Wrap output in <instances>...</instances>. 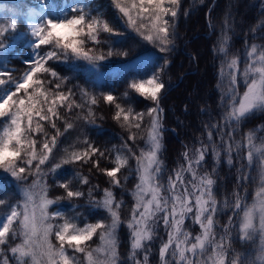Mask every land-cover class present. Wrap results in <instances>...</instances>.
Instances as JSON below:
<instances>
[{
    "label": "snow or ice",
    "instance_id": "6c2138e0",
    "mask_svg": "<svg viewBox=\"0 0 264 264\" xmlns=\"http://www.w3.org/2000/svg\"><path fill=\"white\" fill-rule=\"evenodd\" d=\"M35 3L36 6L30 7L25 14L26 32L17 31L16 19L0 23V170L18 186L33 177L27 187H21L22 199L15 202L0 199V206L7 209L0 220V264H121L117 230L122 224L119 210L123 200L117 201L112 189L123 187L118 173L128 168L132 159L136 164L130 171L135 172L138 182L131 193L135 204L126 222L131 264H150L148 253L158 226L166 233V239L162 237L160 241L159 264H264V138L256 142L257 129L245 135L246 144L233 141L234 133L245 120L264 112V45L250 43L247 39L248 34L252 40L264 39V11L260 13L259 22L250 26L246 34L242 70L241 58L229 50L228 33L232 28L226 16L219 46L212 50L220 57L216 86L220 90V106L224 109L223 124H206L207 142L201 139L199 146L191 149L185 145L181 154L184 163L174 168L165 182L161 158L164 109L160 105L168 90L163 75L172 63L170 56L179 38L175 22L181 11V0H110L124 26L136 33L142 42L164 54L158 58L162 63L157 61L150 74L146 71L142 76H132L122 93L129 105L134 93L150 101L152 106L145 112H135L131 106H122L121 98L111 92L101 93L103 102L114 106L113 119L128 131L127 139L122 138L119 148L114 145L111 150H102L85 136L82 143L86 147L66 146L58 160L54 150L60 137L75 127L67 114L73 109L84 110L83 115L77 113L75 118L95 125L93 106L98 105L99 99L77 85L81 98L78 103L73 88H66L69 78L60 76L50 62L67 64L75 70L79 67L76 62L83 61L96 73L101 62L113 56L127 57L129 51H114L112 38L121 37L124 32L110 19H105L94 2L75 0L64 4L59 11L55 0H35ZM102 34L106 35L102 38ZM18 41H26L29 49L27 58L21 59L18 53L14 57L26 65L20 76H16L15 68L10 66L13 58L10 54L16 52ZM105 44L107 51L103 48ZM150 59L145 58L144 63ZM61 109L65 110L63 114ZM145 116L150 118L147 138L145 147L140 148L137 155L128 141L135 144L137 132L132 129L140 130ZM57 121L64 124L63 131ZM226 127L231 129L227 139ZM49 128L55 131L50 132ZM213 130L219 137L229 167L234 166V151L237 160H246V164L241 163L237 169L240 172L237 189L247 191L243 183L249 180L245 168L257 172L259 183L251 204L237 190L232 193L233 202L225 199L221 205L214 190L216 179L209 172L199 171L204 167L209 150L214 164L221 163V151L214 142ZM139 138L144 139L142 135ZM243 147L247 152L241 157ZM106 151L115 153L114 167L110 169L100 167ZM64 166H70L71 175L57 178ZM77 167H87L89 173L95 171L108 177L110 187L102 190L100 199L94 195L100 191L99 186L91 185L89 176ZM215 171L213 167L212 172ZM49 175L54 179V186L63 189V195L49 197ZM127 179L125 176V181ZM73 181L87 185V195L74 186ZM85 196L89 208L102 209L110 222L103 218L80 222V213L69 216L58 208L50 211L61 200L71 202ZM76 207L72 205L73 212ZM227 208L232 209V215L222 226L218 239L215 218ZM233 217H237L241 240L259 237L254 259L250 258L252 254L229 253L231 228L236 227ZM188 220L198 226V233L188 230ZM97 235L100 244L92 248L89 242ZM141 252L142 259L138 258ZM76 254H81L82 259Z\"/></svg>",
    "mask_w": 264,
    "mask_h": 264
},
{
    "label": "trees",
    "instance_id": "16d2710c",
    "mask_svg": "<svg viewBox=\"0 0 264 264\" xmlns=\"http://www.w3.org/2000/svg\"><path fill=\"white\" fill-rule=\"evenodd\" d=\"M57 4V11L61 7L62 0H55ZM104 14L105 19H110L112 23L118 27L124 35L121 37H113L115 41L113 45L114 51H129V56H113L105 62H101V66L98 72L94 73L90 70L87 64L83 61L76 62L79 67L75 70L63 63H53L56 71L60 76H67L69 78L66 88H73L76 93L75 99L79 103L81 102L79 88L86 89L89 93L95 94L99 103L93 106L95 111V125L85 124L83 120L76 119L77 113L84 114V110L73 109L72 113H68L69 119L74 123L75 127L66 132L60 137L57 149L54 150V155L58 160L63 155V148L66 146H74L76 149H82L86 147L82 143L85 136L93 142L96 146L102 150H111L115 145L119 148L124 139H127L128 131L121 127L114 119V106L103 102L101 93L111 92L120 99L122 106L125 108L131 106L135 112H145L147 108L151 107L150 101L143 100L133 95V102L131 105L122 98V93L126 88V82L131 79L132 76H142L147 71L149 74L151 69L156 68L158 58L164 54L159 53L158 49L152 45L142 42L140 37L136 33L127 29L123 21L118 19L119 13L111 5L110 0H91L89 3H93ZM3 9L0 11V23H7L10 19H16L18 23V32H26V21L24 13L30 7H35V0H0ZM212 3V0H181V11L178 19L176 20V32L178 39L175 41V51L171 53L172 63L169 65L167 72L163 75V79L168 87L166 95L161 100V107L163 112V140H162V152L161 158L164 162L165 171L162 176L166 182L167 176L172 173V170L179 164L184 163L182 153L185 151V145L190 149L199 146V140L206 141V124H223L222 116L224 109L220 106V90L217 88L218 83V69L220 65V57L213 54V47L219 46L221 39V33L225 25L226 16L229 18L228 23L231 25L232 31L228 33L230 36V52L241 58L240 68L244 67L243 59L245 56V39L246 34L249 33V27L256 25L260 19V13L264 11V0H215L210 12L206 15V12ZM207 23L209 25H207ZM103 35L102 34V38ZM247 39L250 43H256L258 45H264V39L252 40L250 34L247 35ZM26 41H18L16 46V52L11 53L13 57L10 59V66L15 68V75L20 76L25 65L21 64L20 59L14 58L18 53L21 59L27 58L26 50L23 45ZM139 42V43H137ZM142 44L143 46H140ZM89 46H91L89 44ZM105 51H107L108 45H103ZM199 48V49H198ZM201 50V53L199 51ZM151 57L148 63H144L145 58ZM162 63V60L158 61ZM125 67H118V65H125ZM158 71V68H157ZM79 86L76 88L75 86ZM240 93L243 92L244 86L241 81L239 85ZM187 109V110H185ZM203 109V111H202ZM64 113V109L60 110ZM102 117V118H101ZM150 118L145 116L141 124V129H132L133 132H137V139L135 144L132 141H128L132 145L133 150L139 154V149L145 147V139L147 138V131ZM61 131H63L64 124L61 121H57ZM264 112L256 113L254 116L245 120L240 127L236 130L233 136L235 143L246 144L244 139L248 132L255 131L257 140L261 139L264 131ZM230 128H225V139H227V132ZM50 132L55 130L50 129ZM214 142L217 144L218 149L221 151V163L214 164L211 150L206 158L204 167L199 169L201 173L209 172L213 178L216 179L217 184L215 186L216 198L222 205L224 200L227 199L229 203L233 202L234 197L232 193L234 191H240L241 195L245 196V200L248 203L253 190L258 181L257 172L253 169L245 168V173L249 176V180L243 183L247 186V191L243 189H237V178L240 172L237 169L241 166V163L246 164V160H237V153L233 152L234 166L229 167L226 164V157L221 147L219 137L215 135ZM144 139H140V136ZM247 148L241 149V157L246 155ZM115 153L109 154L106 151V158L101 159L100 167L110 169L114 167ZM51 163V161L49 162ZM135 160H129V167L124 168L118 173V178L122 181L123 187L113 188L117 201L123 200L119 212L122 224L117 230V238L119 247L117 249L121 264H131L128 260V253L130 251V233L126 227V222L131 217V210L135 204V201L131 193L135 189V185L138 182L134 171L130 169L135 168ZM45 168L48 165L44 166ZM215 167L216 171L212 172V168ZM77 170L84 175L89 176L91 185H98L100 191L94 193L96 199H100L102 190L109 188V180L103 173L93 171L89 173L88 168H79ZM71 175L70 166H64L57 173V178L64 179ZM125 176L128 179L125 181ZM187 178V177H186ZM33 177H28L27 181L18 183L14 181L7 174L2 173L0 170V199H11L12 202L21 199L20 187L28 186ZM47 183L49 185L48 195L50 198L63 195V189L54 186V179L51 175L47 177ZM73 185L80 187L85 191L87 195V185H80L78 181H73ZM72 205H76L75 212H73ZM59 209L66 215H74L80 213L79 221L85 220L89 222H95L100 219H105L110 222L108 214L102 209L91 210L89 208L88 201L85 198L78 200H61L58 205H54L50 211ZM7 209L0 206V218L6 214ZM232 215V209L227 208L217 214L218 224L216 227L217 238L222 234L221 229L224 224L227 223L228 216ZM233 223L236 227L231 228L230 248L229 253L236 254L238 250L235 245L238 241L237 233V217H233ZM186 227L193 234L198 233L199 228L197 225L191 223V220L186 221ZM98 235L89 242L92 248L98 245ZM166 239V233L162 226L157 227V235L151 244V250L148 253L150 264H159V247L161 238ZM10 254V253H9ZM82 259L81 254H76ZM143 252L139 257L142 259Z\"/></svg>",
    "mask_w": 264,
    "mask_h": 264
},
{
    "label": "rangeland",
    "instance_id": "374dc122",
    "mask_svg": "<svg viewBox=\"0 0 264 264\" xmlns=\"http://www.w3.org/2000/svg\"><path fill=\"white\" fill-rule=\"evenodd\" d=\"M91 0H88V2H90ZM73 2H75V0H63L62 1V4L64 5V4H69V3H73ZM62 5V6H63ZM3 9V7H2V4L0 3V11ZM27 11H28V9L25 11V13H24V17H25V21H26V16H25V14L27 13ZM27 22V21H26ZM26 45V43L24 44V46H23V48L25 49V50H27V56H28V52H29V49H27V47L25 46ZM199 49V48H198ZM199 53H201V50L199 51ZM244 91V90H243ZM243 93V92H242ZM242 93H241V95H242ZM262 133H263V135L262 136H260L261 138H264V131H262ZM257 143H259V139L256 141ZM258 183H259V179H258V181L256 182V186H255V188H254V190H253V193H252V196H251V198H250V200H249V202H248V204H251L252 203V200H253V198H254V194H255V191H256V189H257V186H258ZM27 187V186H26ZM38 190V189H37ZM19 192L21 193V187L19 188ZM21 199H22V197H21ZM56 210V209H55ZM3 217H4V215L0 218V220H2L3 219ZM237 233H238V241L236 242V245H235V247H236V249L238 250V252L237 253H239V254H241V255H244V256H248L249 254H252L251 256H250V258H252V259H254L255 258V253H256V251H257V248L259 247V237L257 236L254 240H248V241H243V240H241L240 239V234H239V231H238V226H237ZM100 244V240H99V237H98V245ZM97 245V246H98ZM96 246V247H97ZM230 258V257H229ZM85 264H86V262H85Z\"/></svg>",
    "mask_w": 264,
    "mask_h": 264
},
{
    "label": "water",
    "instance_id": "95a60500",
    "mask_svg": "<svg viewBox=\"0 0 264 264\" xmlns=\"http://www.w3.org/2000/svg\"><path fill=\"white\" fill-rule=\"evenodd\" d=\"M210 8H211V6H210L209 9L207 10V13L209 12Z\"/></svg>",
    "mask_w": 264,
    "mask_h": 264
}]
</instances>
